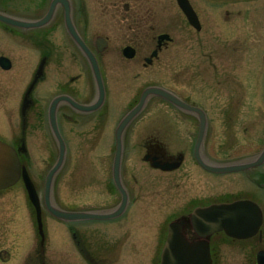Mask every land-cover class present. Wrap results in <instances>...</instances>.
Masks as SVG:
<instances>
[{
	"label": "flooded vegetation",
	"instance_id": "1",
	"mask_svg": "<svg viewBox=\"0 0 264 264\" xmlns=\"http://www.w3.org/2000/svg\"><path fill=\"white\" fill-rule=\"evenodd\" d=\"M52 1L0 0V141L15 150L20 168L15 183L0 188V264H124L140 251L157 257L155 264H160L170 222L186 219L183 235L194 242L199 238L189 224V213L197 207L235 201L255 206L260 223L252 236L243 239L223 231L209 235L205 240L211 264H218L221 243L227 242L243 244V264H258V254L264 264V160L238 171L213 170L255 161L264 148V132L256 153L234 155L231 147L237 130L233 119L238 110L246 108L241 102L247 91L233 86L247 75L240 71L250 64L246 59L253 49L244 46L250 32L233 33L225 43L228 46L202 35L189 57L181 47V58H165L168 81L175 84L174 77L181 78L177 89L146 84L131 94L134 81L153 66L171 38L157 46L154 57L155 49L140 57L145 48L136 44L113 43L100 35L90 39L91 30L106 26L103 0H57L48 21L33 24L46 16ZM229 2L236 7L248 0ZM115 16L119 17L114 21L116 28L121 19L117 12ZM198 20L199 32L203 24ZM69 23L94 56L103 86L101 104L90 112L73 105L91 104L97 95L91 65L71 36ZM96 38L104 41L97 45ZM125 47L132 48V57L124 56ZM85 77L91 81L88 85L82 84ZM197 81L202 82L197 85ZM147 87L165 90L176 102L151 94L124 127L117 185L113 177L116 129ZM55 99L59 100L55 106L57 134L49 119ZM150 99L164 106L152 105L150 117L136 122ZM58 136L64 154L51 181L50 204L61 211L108 214L121 205L123 190L125 203L120 213L64 219L47 211L45 180L59 158ZM91 144L100 148L96 155L89 154ZM91 159L95 171L93 166L89 169ZM23 172L39 197L40 226ZM61 172L65 173L63 204L57 201Z\"/></svg>",
	"mask_w": 264,
	"mask_h": 264
},
{
	"label": "rangeland",
	"instance_id": "2",
	"mask_svg": "<svg viewBox=\"0 0 264 264\" xmlns=\"http://www.w3.org/2000/svg\"><path fill=\"white\" fill-rule=\"evenodd\" d=\"M103 1L106 4V10L105 20L102 21L106 26L91 30L89 32L90 39L95 35H100L108 37L109 41L113 43L136 44L140 49L145 48L142 50L143 53H140V57H142V55H148L152 49L158 48L155 44L159 34L166 33L171 38L172 43L160 52L153 66H150L144 74L134 81L135 91H131V94L136 91L139 92L146 84L167 85L177 89L182 82L179 81L181 78L175 76V84L168 81L169 79L165 77V58H181L182 54H179L181 47H185L184 56L189 57L188 53L191 54L192 51H196L202 35L206 40L228 46L225 43L231 40L233 33L241 30L250 32L244 43L245 47L253 49V52L250 50V57L246 55L249 57L246 60L250 59V64L246 65L247 71H240L241 74L246 72L247 75L245 74V79H238L239 83L235 81L233 86L234 90L243 89L247 91L246 98H242L243 101L241 102V106H246V108L238 110V113L235 114L236 119H233L235 121L234 127H237V130L234 128V141L231 143V147L234 155L256 153L261 149L264 132V28H262L264 25V7L259 6L264 5L263 0H248V2H243L236 7L234 6L235 3L229 2L230 0H188L203 24L199 32L187 23L175 0ZM115 12L120 15L121 19L120 26L116 28L114 21H118L119 17L115 16ZM242 41V38H239V42ZM233 56L235 57V54ZM218 57L220 58V55ZM90 82V79L85 77L82 84L88 85ZM197 82L198 85L202 81ZM185 84L189 85L187 82ZM223 86L230 88V83L224 82ZM185 90L190 89L186 88ZM152 105L164 106L158 100L150 99L147 108L136 118V122L145 121L147 117H150L148 113ZM158 116L162 118V114ZM215 118L216 116L214 120ZM107 143L106 141L104 144ZM95 146L96 144L89 146L91 156L96 155L100 149H96ZM101 148L103 149V146ZM97 158L96 167L99 156ZM89 162V169L92 171V166H95L92 159ZM96 167L93 171L97 170ZM64 174L61 172L56 182V185H59L57 201L60 204L65 202V195L62 194V190H65ZM43 219L48 223L49 219L45 215ZM220 248V252L216 256L218 264H243V244L241 242L221 243ZM156 261L157 257L140 251L138 254L127 258L124 264H155Z\"/></svg>",
	"mask_w": 264,
	"mask_h": 264
},
{
	"label": "water",
	"instance_id": "3",
	"mask_svg": "<svg viewBox=\"0 0 264 264\" xmlns=\"http://www.w3.org/2000/svg\"><path fill=\"white\" fill-rule=\"evenodd\" d=\"M57 0H53L48 13L46 16L37 23H33L35 25H40L48 21L50 15L53 10V6ZM179 8L186 16L187 21L190 25H192L195 29H199V21L195 12L193 11L191 5L188 0H176ZM69 32L73 39L80 45L81 49L87 56L89 63L92 68V72L95 78V84L97 89V99L94 103L88 105H79L73 103L74 106L79 108L83 112H90L96 110L98 106L101 104L103 98V86L99 76L97 64L94 56L91 52L83 45L82 40L76 34L74 29L71 27L70 23ZM163 40H169V36L167 34H160L157 36V46L159 47ZM104 40L101 38H96L95 42L99 45ZM132 48L125 47L123 49L124 56L132 57ZM156 55V49L151 53V57ZM157 95L163 98H169L176 102V98L172 95L168 94L165 90L159 87H147L143 90L140 95L139 101L137 104L121 119L117 129H116V150L113 159V177L117 185H119L118 180V172H119V164L121 158V134L124 127L127 123L135 117L140 110L142 109L147 97L149 95ZM58 99H55L49 110V119L50 124L57 134V128L55 124V106L57 104ZM59 138V158L57 163L51 168V170L46 175L45 180V190H44V200L47 210L59 217L64 219H77V218H107L112 217L118 213H120L124 208L125 203V195L122 190L123 199L119 208L113 212L108 214H94V213H85V212H66L61 211L54 208L50 204L49 192L50 185L53 178V175L60 167L63 154H64V146ZM264 160V148L258 155L255 161L245 163V164H236L229 165L224 167H217L213 170L217 172H229V171H238L243 170L245 168H249L251 166L260 164ZM19 161L17 155L12 147L0 141V188L7 187L13 184L17 180V176L19 175ZM23 177L25 179L26 188L28 191V196L32 204L35 206V213L38 224L40 226L41 221V208L39 204L38 196L29 181L25 172H23ZM189 224L195 232L196 236L199 240L194 242H189L185 236L183 235L182 228L186 223V219L180 218L178 220L172 221L169 223L167 228V237L165 240V244L162 249L160 264H211V259L209 256L208 243L205 240L212 233L223 231L225 235L236 238L243 239L249 236H252L260 223V215L258 213V209L245 202V201H235L231 203H221V204H213L205 207H197L194 208L189 213ZM258 264L261 263L260 254L257 255Z\"/></svg>",
	"mask_w": 264,
	"mask_h": 264
}]
</instances>
